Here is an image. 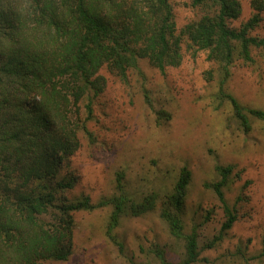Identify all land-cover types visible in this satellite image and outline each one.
<instances>
[{"label":"trees","instance_id":"trees-1","mask_svg":"<svg viewBox=\"0 0 264 264\" xmlns=\"http://www.w3.org/2000/svg\"><path fill=\"white\" fill-rule=\"evenodd\" d=\"M189 5L201 15L177 29L170 0H0V264L67 259L74 212L102 206L111 207L110 239L122 216L144 215L160 206V218L182 240L184 251L173 262L155 246L159 264L209 262L201 252L221 242L237 220L235 204L224 194L231 165H216L218 180L207 184L225 219L201 245L199 223L185 231L181 218L191 179L186 166L161 203L154 192L129 193L121 171L115 172L113 195L96 203L85 194L69 198L63 193L74 187L76 177L61 174L80 146L79 134L92 140L87 122L106 82L100 69L124 80L129 69H138L139 60L146 59L163 71L180 64L183 44L192 55L205 51L206 59L216 64L219 97L229 101L245 131L250 129L247 114L264 120V109L242 105L225 86L237 60L252 61V50L264 60V35L255 33L263 0H251V15L237 26L233 22L242 16L240 0H190ZM164 117L169 115L158 111L157 123Z\"/></svg>","mask_w":264,"mask_h":264},{"label":"rangeland","instance_id":"rangeland-1","mask_svg":"<svg viewBox=\"0 0 264 264\" xmlns=\"http://www.w3.org/2000/svg\"><path fill=\"white\" fill-rule=\"evenodd\" d=\"M240 1L242 16L233 22L235 26L252 13L251 0ZM170 2L177 29L201 15L200 9L190 7V0ZM261 17L255 29L258 35H264V9ZM182 52L180 64L163 71L141 59L138 69H129L124 80L100 69L106 82L87 122L92 140L79 134L80 146L61 172L76 180L63 195L85 194L96 203L113 195L115 172L121 171L129 193L154 192L161 203L186 166L191 179L181 218L185 231L199 223L201 245L218 233L225 219L207 184L218 180L216 165H231L224 194L230 205L235 204L237 220L221 242L201 252L209 262L195 264H264V256L258 257L264 248V120L247 114L250 129L245 131L229 101L219 97L216 64L206 59L205 51L192 55L186 44ZM225 86L242 105L264 109V60L258 50H252V61L233 64ZM160 110L169 117L157 123ZM79 111L85 115L84 101ZM159 208L122 216L114 239L106 232L110 206L76 211L71 254L46 264H159L152 251L155 246L176 262L183 254V242L169 233Z\"/></svg>","mask_w":264,"mask_h":264}]
</instances>
